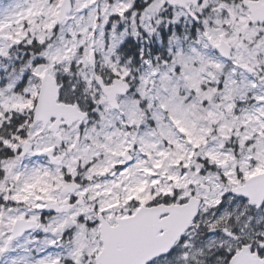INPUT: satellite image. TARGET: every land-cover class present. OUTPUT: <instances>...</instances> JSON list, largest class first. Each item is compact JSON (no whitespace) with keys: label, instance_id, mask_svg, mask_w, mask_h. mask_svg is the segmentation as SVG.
Instances as JSON below:
<instances>
[{"label":"snow or ice","instance_id":"snow-or-ice-1","mask_svg":"<svg viewBox=\"0 0 264 264\" xmlns=\"http://www.w3.org/2000/svg\"><path fill=\"white\" fill-rule=\"evenodd\" d=\"M0 264H264V0H0Z\"/></svg>","mask_w":264,"mask_h":264}]
</instances>
